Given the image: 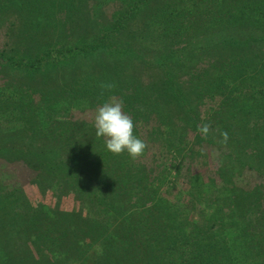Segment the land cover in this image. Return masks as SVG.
<instances>
[{
	"label": "trees",
	"instance_id": "obj_1",
	"mask_svg": "<svg viewBox=\"0 0 264 264\" xmlns=\"http://www.w3.org/2000/svg\"><path fill=\"white\" fill-rule=\"evenodd\" d=\"M116 1L88 41L80 37L68 45L53 33L79 23L80 12L95 0H0L7 35L18 31L28 42L26 51L18 45L0 50V70L45 81L41 87L0 84V119L13 123L9 132L43 139L57 122L91 128L71 140L68 151L11 156L9 162L33 173L38 191L57 200L70 193L78 208H51L56 217L47 223L45 213L43 224L54 235L38 233V214L49 206L32 205L20 186L7 189L0 180V224L8 221L13 234L0 233V243L36 231L31 241L40 243L38 249L64 255L71 250L62 242L66 235L92 238L95 264H264V0ZM155 31L157 49L148 54L134 40ZM191 39L199 40L196 48L188 47ZM173 40L182 47H173ZM89 56H104L118 72L102 81L100 74L76 73L79 58ZM64 67L65 89L44 91L50 74ZM109 83L115 87L102 90ZM60 101L64 112L122 103L146 153L135 160L127 152L111 153L92 121H48ZM39 113L47 115L45 122ZM204 124L211 125L207 137L200 131ZM221 132L228 134L226 144ZM194 165L212 167V174L203 177ZM18 253L11 264H27L23 250Z\"/></svg>",
	"mask_w": 264,
	"mask_h": 264
},
{
	"label": "rangeland",
	"instance_id": "obj_2",
	"mask_svg": "<svg viewBox=\"0 0 264 264\" xmlns=\"http://www.w3.org/2000/svg\"><path fill=\"white\" fill-rule=\"evenodd\" d=\"M158 3L159 1H157V4ZM116 5H117L116 0H95L94 4L91 7L83 8L82 12H80L79 17L77 16L78 17L77 20H81L79 23L70 24L72 28L69 26L68 23H65L64 28L55 30V32L53 33V37H57V39H59L61 42L68 45H70L77 38L80 37L88 41V39H90L93 36L92 34L96 32L95 30L99 27V25L104 24L106 20L110 17V14L116 8ZM148 7L151 9L153 5H151L150 3ZM136 23L137 25H139V29L143 28L142 23L139 22V20H137ZM6 27H7L6 23L0 22V50H9L10 47L18 45L20 48L26 51V46L28 45V42H26V40L23 41L20 39V35H18V31H15L12 36L11 35L8 36L6 33L7 30ZM135 27H136L135 25L132 26V28L136 29ZM91 29L92 31H90ZM143 35L144 37L148 36V34L146 33H144ZM156 35H157V31L153 32L151 36L149 35L148 39L136 37L134 41L135 43H137V45H139L141 49L147 50L149 54L154 52L155 49H157V44L155 42L158 40V37H156ZM198 43H200L199 40L191 39V43L188 45V47L196 48L198 46ZM173 45H174L173 47H177L179 49L182 47L181 43L178 42L176 43V41L174 42ZM161 47H166V45ZM77 66H75L73 69L78 74H80L81 71H84V73L85 72L90 73V76H93L95 78H99L97 77L99 74L103 75V78H100L97 81L105 80V77H107L109 80L112 77V75L117 73L119 70V68L111 69L110 67H113L112 62L106 59L104 56H89L87 58L80 57ZM85 70H89V71H85ZM142 74L145 77V74L144 73ZM45 76H47V74ZM42 77L43 76L38 75L33 80V82H31V81H27L18 72L13 71L7 74L5 70H0V84L5 82L4 84L7 85V87L9 88H11L13 84L17 85V83H20L21 81L23 82V84L27 82L28 84H31L35 87L36 86L41 87L42 84L45 83V81L42 80ZM50 77L51 79H53V81L47 82L48 85L45 84V86L42 87L44 91H49L50 89L59 90L60 87L64 88L62 85H64V83H67L68 81L67 77H69L67 67H64L63 70L62 69L57 70L56 73L50 74ZM18 85H22V84H18ZM67 92L68 91L64 92V95L67 94ZM56 106H58V109L55 112H54L55 109L53 110V114H51V117L48 118V121L53 119L55 120L64 119L66 117L71 116L76 121L86 120V121L94 122V117L97 110V108L95 107H94L95 109L94 108L89 109L86 107L84 110H76V109L74 110L70 108L66 112H64L63 101H60ZM39 117L43 122H45L47 119V115H44L42 113H39ZM12 124L13 123L8 122L5 118L0 119V147H1L0 149H2V151L0 150V180L7 187V189L10 188L11 186H20L24 192L23 194L25 195L26 201L28 200L32 205L47 204L49 206V208L45 206L42 207L40 206L42 210L38 214V220H37L38 224L36 225V227L38 229V233L40 232L48 233L50 236H53L54 233H51V231H49V226L43 224L46 223L45 215L47 214L46 215L48 218L47 223H49L51 219H54L56 217L55 213L51 211L55 209H51V208L62 209L65 211H69L73 209L75 210L78 208L77 207L78 199L77 200L74 199L73 196L69 193L57 200L55 197H53L50 194V192L38 191L36 186L31 184V178L33 173L21 162H9V161H11L10 159L11 156H15L19 153L25 154V151L27 150L36 151L39 149H46V148L57 149V147L63 149H66L68 147L71 148L72 147L71 140L79 141L82 136L87 135V133L85 132L86 127L82 128L80 123H70V122L69 123L63 122L61 123L63 125L58 126V122H57L50 125V134H48L46 138L40 139L41 137L38 138L34 137L35 139H31L30 134L27 133H24V135L21 136L23 134L21 132L18 133L9 132L13 130L12 128L13 126H11ZM86 129H91V128L87 126ZM57 140L59 141V144L57 143ZM82 146H85V144L83 143ZM147 155L150 154L147 153ZM5 160H7L8 162H6ZM212 164L213 163H211V165ZM191 170L193 172H199L203 174L202 175L203 177H208V175L212 174L213 171L212 167H210L208 171V167L197 166V165H194V167ZM180 181L182 182V180ZM180 185L184 187L183 182ZM2 189L3 187L1 188V190ZM0 193L3 194V191H1ZM82 212L84 211L82 210ZM27 213H28L27 216L29 217L30 211H27ZM71 218H73V216H71ZM7 225H8V221H5L0 224V233L4 235L6 231H9L10 232L9 236H12L13 234L11 228L9 227V225L8 226ZM66 228L69 232H73L72 226L66 225ZM60 231L61 232L57 231L58 237H60L61 233H63L62 230ZM104 233L105 232L100 231V237H102ZM35 234L36 231H32L29 234L30 236L29 238V236L25 237L23 232H21L20 234H18L20 237L16 239L17 243L16 242L11 243V241L9 242L7 241V243H5V241H2L0 243V264H11L12 261L10 260L12 259V256L20 255L18 253V250H23V254H24L23 256H25L26 258L25 260L27 264L30 263L36 264L37 262L38 264H45V263L53 264L54 262L57 264H67V263L95 264L94 258H96V256L94 255L95 253H93L95 250H94V246H93L94 242L92 241V238H88L87 236H83L82 238H75V237L73 238L72 237L73 234L66 235V239H63L62 242L71 243V250L64 255L62 250H60L61 254H58L60 252L58 249L55 248H49L48 251H46V249H38L37 246H40V243L37 241H31L32 235ZM4 236L8 237L6 234ZM47 242L48 241H46L45 243ZM34 245L36 246V248ZM59 248L66 249V247L65 248L59 247ZM43 250H44L43 252L44 255L39 256V254ZM44 258H46L47 260H44Z\"/></svg>",
	"mask_w": 264,
	"mask_h": 264
},
{
	"label": "clouds",
	"instance_id": "obj_3",
	"mask_svg": "<svg viewBox=\"0 0 264 264\" xmlns=\"http://www.w3.org/2000/svg\"><path fill=\"white\" fill-rule=\"evenodd\" d=\"M114 84H101L102 90H111ZM95 134L105 139L108 151L115 155L127 152L132 159L144 155L146 143L133 134V120L123 111V105L119 102L103 103L96 110L94 117ZM201 133L207 137L211 131L210 124H204L200 128ZM220 143L226 144L228 134L221 132Z\"/></svg>",
	"mask_w": 264,
	"mask_h": 264
}]
</instances>
